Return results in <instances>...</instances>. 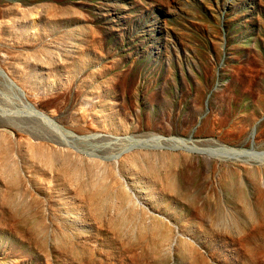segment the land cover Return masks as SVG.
<instances>
[{
  "label": "rangeland",
  "instance_id": "374dc122",
  "mask_svg": "<svg viewBox=\"0 0 264 264\" xmlns=\"http://www.w3.org/2000/svg\"><path fill=\"white\" fill-rule=\"evenodd\" d=\"M0 23V175L26 179L0 264H264V0H0ZM29 147L108 199L58 193Z\"/></svg>",
  "mask_w": 264,
  "mask_h": 264
},
{
  "label": "bare ground",
  "instance_id": "6f19581e",
  "mask_svg": "<svg viewBox=\"0 0 264 264\" xmlns=\"http://www.w3.org/2000/svg\"><path fill=\"white\" fill-rule=\"evenodd\" d=\"M3 29L4 31L0 32V38L3 39V35L6 36L8 32V24L7 23H0V30ZM15 35L17 37L25 36V28L22 26H19L15 30ZM80 54V53H79ZM77 54L74 57H70L64 61V63H67L70 65L73 64L74 67L76 66H82L84 64L91 65L92 62L89 61V58L84 54V60L79 61ZM15 73L22 74L21 70L14 69ZM62 72V68H61ZM25 76V75H24ZM21 82H24V78L20 77ZM30 150V156L33 158V160H39L43 161L46 167L48 168L47 172L55 179V182L57 184V191L60 194L65 193L69 188H72L78 192L83 190H89L92 193H89V200L91 203V206L94 207L95 204L98 202L104 203L105 200L108 198H105L106 195H103L102 192L106 191V183L104 182V177H98L97 175H94L92 177L93 180L81 182L79 181L82 178L83 170L85 171V168L78 163H73L72 159H70V156L67 153L64 152H51L47 150L45 147H29ZM10 152V147L7 146V144L3 143V139L0 137V154L2 155L4 160H8V153ZM69 163L75 164L73 168L71 169L68 167ZM93 173V172H92ZM91 173V174H92ZM104 173V172H103ZM47 174V173H46ZM81 177V178H80ZM26 182L25 177L21 176L16 170V168L13 166L11 170H8L6 173H2L0 175V205L3 208L4 206L7 207H15L13 204L12 196L15 193H19L22 190L26 192L24 188V183ZM40 188V191L42 190L40 185L38 186ZM88 195V194H87ZM87 195H85V198H83L82 202L84 205H82L80 208L77 209L76 215H77V221L81 224L78 232H85V225H82L81 221L84 220V214L89 210L88 206L86 205L85 201L87 202ZM113 198L115 200V204H128V198L130 197L129 190L126 188H122L121 185H119V188H117V192L113 193ZM105 198V199H104ZM22 207H27L30 205H37V207L42 204V201L39 197L34 196L33 199L27 201H20L19 203ZM101 204L98 203L97 206L99 207ZM98 209V208H97ZM151 212V211H150ZM155 217L160 218L159 213L154 214ZM11 217L6 212V217L2 220H6ZM67 221H69L70 225H73L74 221L70 220L68 217H65ZM152 222L149 223V225H142V227L139 229L141 231L145 230L148 226H150ZM154 224V223H153ZM155 225V224H154ZM58 243H63L61 240L56 239ZM167 242H169V237H167ZM56 246H59L58 244Z\"/></svg>",
  "mask_w": 264,
  "mask_h": 264
}]
</instances>
